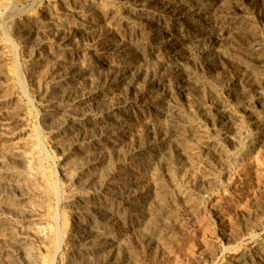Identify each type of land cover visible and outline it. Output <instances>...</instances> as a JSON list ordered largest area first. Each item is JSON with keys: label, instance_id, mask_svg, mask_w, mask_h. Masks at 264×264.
Returning <instances> with one entry per match:
<instances>
[{"label": "rangeland", "instance_id": "rangeland-1", "mask_svg": "<svg viewBox=\"0 0 264 264\" xmlns=\"http://www.w3.org/2000/svg\"><path fill=\"white\" fill-rule=\"evenodd\" d=\"M0 264H264V0H0Z\"/></svg>", "mask_w": 264, "mask_h": 264}]
</instances>
